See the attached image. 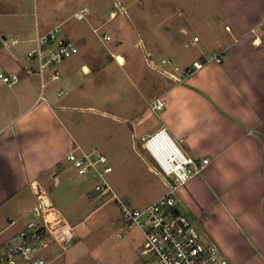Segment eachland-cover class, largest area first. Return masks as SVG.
I'll return each mask as SVG.
<instances>
[{
    "label": "crops",
    "instance_id": "crops-1",
    "mask_svg": "<svg viewBox=\"0 0 264 264\" xmlns=\"http://www.w3.org/2000/svg\"><path fill=\"white\" fill-rule=\"evenodd\" d=\"M212 1L223 20L221 34L217 26H208L218 49L209 53L199 49L194 56L180 53L178 46L181 42L185 47L198 45L201 36L194 33L181 40L180 34L189 36L191 29L171 24L172 14L166 15L162 9L165 33L161 42L154 43L176 48L178 57L185 61L184 69L195 60L204 61L205 66L179 82L161 74L169 80H159L160 92L147 101L132 128L142 135L165 126L186 152L209 158L200 172L177 189L179 210L206 241L217 243L233 264H264V31L260 27L264 0ZM36 8L30 0H0V70L19 76L11 84L0 79V208L15 204L9 212L17 214L9 216L5 227L13 229L12 233L24 227L30 214L34 216L41 191L45 202L59 209L56 205L62 197L53 192L68 181L74 167L67 154L80 145L61 114L68 108L66 82L73 84L76 79L74 61L68 59L59 66L62 78L55 80L59 81L57 87H52L51 73L45 76L46 99L41 98L39 76L27 72L33 64L28 53L37 34L64 22L46 23L38 18ZM85 8L98 19L99 15ZM174 10L183 16L181 10ZM148 21L145 17V34L153 31ZM64 34L70 37L65 30ZM195 36L198 41H194ZM14 39L17 42L13 44ZM82 42L87 39L83 37ZM135 46H142V40ZM152 51L146 57L156 61ZM220 53L222 62L212 58ZM130 57L128 53L116 54L119 65L125 66ZM99 62L96 54L88 52L81 70L98 75ZM61 90L66 94L61 95ZM157 98L165 100L161 110L151 107ZM178 191L185 195L194 219L181 208ZM29 195L32 199L27 203ZM6 230H0V236Z\"/></svg>",
    "mask_w": 264,
    "mask_h": 264
},
{
    "label": "rangeland",
    "instance_id": "rangeland-1",
    "mask_svg": "<svg viewBox=\"0 0 264 264\" xmlns=\"http://www.w3.org/2000/svg\"><path fill=\"white\" fill-rule=\"evenodd\" d=\"M30 3L33 7L36 5L40 20L64 21V30L79 47L78 53L66 59L74 61L72 66L77 72L73 84L66 82L68 108L61 112L71 135L87 151L98 147L108 156L114 166V171L108 175L109 182L134 206L144 207L164 195L168 187L163 174L142 145L138 129L132 128L147 101L160 92L159 80L164 78L147 64L152 57L146 54L153 50L152 55L160 67L164 65L162 59L168 57L183 68L185 61L178 57L176 48L167 43H154L161 42L165 33L164 8V14H172L171 24H185L191 29L189 36L180 34L181 40L191 38L194 33L202 38L198 45L189 47L181 42L177 49L180 53L194 56L199 49H206L208 53L216 49V36L208 26H217L216 31L221 34L223 20L215 3L212 0H37L36 4L35 0H30ZM85 7L99 15L98 21ZM79 9L85 10L84 19L75 18V11ZM174 9L181 10L183 16L179 17ZM145 17L152 24V33L146 30L145 34ZM104 31L113 36L112 40H102ZM83 37L87 42H82ZM140 39L142 46H135ZM88 52L100 59L98 75L94 72L87 75L81 70ZM124 53L131 56L125 66L119 65L116 58V54ZM118 58L121 62L125 60L122 55ZM48 73L50 70L46 75ZM58 85L59 81L52 83V87ZM150 165L155 169H150ZM97 181L79 176L76 169L71 168L66 184L62 182L54 189L53 195L62 197L56 206L74 227V233L66 250L52 244L44 251L42 255L47 264H140L142 232L134 227L123 232L124 221L115 202L108 197L94 198ZM178 195L182 198L181 208L194 219L185 195L181 191ZM31 199L30 196L26 202ZM12 206L15 204L11 202L0 208V230H6L9 216L17 214L9 212ZM17 206H21L20 203ZM29 216L28 220L33 215ZM12 230H6L0 238L10 236ZM119 233L122 235L118 236Z\"/></svg>",
    "mask_w": 264,
    "mask_h": 264
},
{
    "label": "built area",
    "instance_id": "built-area-1",
    "mask_svg": "<svg viewBox=\"0 0 264 264\" xmlns=\"http://www.w3.org/2000/svg\"><path fill=\"white\" fill-rule=\"evenodd\" d=\"M85 11L75 13L76 19H84ZM264 31V19L260 23ZM95 31H98L95 29ZM111 35L104 33L102 40H110ZM199 37L195 36L194 41ZM17 39L12 40L16 43ZM34 48L28 53L33 62L27 72L37 74L41 80V98L48 82L46 71L51 70V80L62 78L59 66L79 52L76 42L64 34L63 24H58L44 33H38ZM222 62L221 53L212 57ZM148 64L170 79L184 80L194 71L205 66V62L195 60L183 69L171 58H163V67L148 59ZM0 79L9 84L19 79L17 74H6L0 70ZM60 94H66L64 90ZM165 106L163 98H157L151 107L161 110ZM141 143L155 161L163 174L168 191L144 207L134 206L131 201L120 196L108 180L114 171L108 156L98 147L87 151L80 145L67 154V160L76 169L79 176L97 179L94 193L96 198L114 201L124 221V231L137 228L144 240L140 248V264H233L225 256L219 245L206 241L193 222L182 213L177 205V189L185 185L209 162L207 157H195L182 147L180 141L166 127L154 133L141 135ZM168 176L175 182L173 185ZM44 192L38 193L37 205L32 218L23 228L8 238H0V264H47L42 255L52 244L66 250L74 227L59 209L45 202ZM122 234H118L121 236Z\"/></svg>",
    "mask_w": 264,
    "mask_h": 264
},
{
    "label": "water",
    "instance_id": "water-1",
    "mask_svg": "<svg viewBox=\"0 0 264 264\" xmlns=\"http://www.w3.org/2000/svg\"><path fill=\"white\" fill-rule=\"evenodd\" d=\"M167 178L173 185H175V182H174V180H173V178L171 176H168Z\"/></svg>",
    "mask_w": 264,
    "mask_h": 264
}]
</instances>
